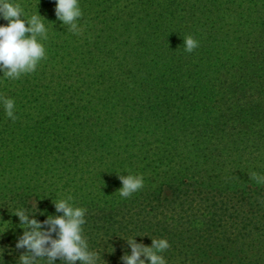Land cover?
<instances>
[{"label":"trees","instance_id":"trees-1","mask_svg":"<svg viewBox=\"0 0 264 264\" xmlns=\"http://www.w3.org/2000/svg\"><path fill=\"white\" fill-rule=\"evenodd\" d=\"M14 2L47 39L35 71L0 73V264L31 255L14 210L45 221L69 195L97 264L130 237L166 239V264H264V0H79V33L55 0ZM127 173L144 184L121 197Z\"/></svg>","mask_w":264,"mask_h":264},{"label":"clouds","instance_id":"clouds-1","mask_svg":"<svg viewBox=\"0 0 264 264\" xmlns=\"http://www.w3.org/2000/svg\"><path fill=\"white\" fill-rule=\"evenodd\" d=\"M54 11L56 18L64 25L69 26L74 33L80 32L77 24L82 16L79 0H55ZM0 19L7 21L6 25L0 24V73L18 79L23 74L35 71L39 61L46 56L41 42L47 39L45 19L38 14L26 18L24 9L14 0H0ZM183 41L187 52L199 44L191 35L185 36ZM0 101L6 116L15 120V101L10 97H0ZM119 179L122 184L119 189L121 197H129L144 184L141 174L127 173ZM257 179L258 182H264V177ZM71 201L70 195L53 201L56 211L63 215L49 216L45 221L29 219L24 208L14 210L13 214L24 222L23 226H30L31 229L25 231L16 242V247H24L31 252V255H21L19 264H53L56 257H62L68 264L77 260L81 264H97V254L89 248L87 238L83 235L86 209L74 206ZM42 224H47L48 228H42ZM52 231H57V238L49 235ZM129 243L131 255L122 258L126 264H166L160 254L169 247L166 239H153L151 246H142L130 237ZM2 252L3 249H0ZM142 255L145 259H141Z\"/></svg>","mask_w":264,"mask_h":264}]
</instances>
